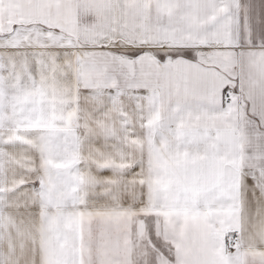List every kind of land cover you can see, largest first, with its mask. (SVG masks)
I'll use <instances>...</instances> for the list:
<instances>
[{
  "label": "snow or ice",
  "instance_id": "obj_1",
  "mask_svg": "<svg viewBox=\"0 0 264 264\" xmlns=\"http://www.w3.org/2000/svg\"><path fill=\"white\" fill-rule=\"evenodd\" d=\"M0 264H264V0H0Z\"/></svg>",
  "mask_w": 264,
  "mask_h": 264
}]
</instances>
